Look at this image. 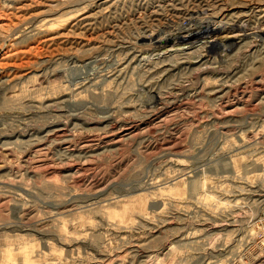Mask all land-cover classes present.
Instances as JSON below:
<instances>
[{
  "label": "rangeland",
  "instance_id": "rangeland-1",
  "mask_svg": "<svg viewBox=\"0 0 264 264\" xmlns=\"http://www.w3.org/2000/svg\"><path fill=\"white\" fill-rule=\"evenodd\" d=\"M0 264H264V0H0Z\"/></svg>",
  "mask_w": 264,
  "mask_h": 264
},
{
  "label": "bare ground",
  "instance_id": "bare-ground-1",
  "mask_svg": "<svg viewBox=\"0 0 264 264\" xmlns=\"http://www.w3.org/2000/svg\"><path fill=\"white\" fill-rule=\"evenodd\" d=\"M202 26V25H201ZM200 28V27H199ZM216 28L215 27H212V25H207V26H203L202 28H200L197 32H189L187 38H185L186 40H189V39H193L195 37H199L200 36H203V35H212L214 32H216ZM196 39V38H195ZM198 39V38H197ZM176 40H179L177 39L176 37ZM184 40V39H183ZM166 41L168 40H165L164 43H166ZM175 41V40H174ZM168 43V42H167Z\"/></svg>",
  "mask_w": 264,
  "mask_h": 264
}]
</instances>
